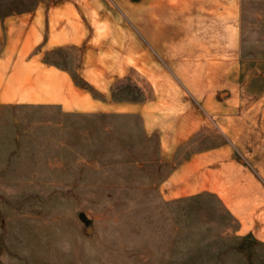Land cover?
<instances>
[{
	"label": "crops",
	"instance_id": "obj_1",
	"mask_svg": "<svg viewBox=\"0 0 264 264\" xmlns=\"http://www.w3.org/2000/svg\"><path fill=\"white\" fill-rule=\"evenodd\" d=\"M125 1L0 15V117L87 116L93 148L103 129L89 155H142L166 201L215 196L264 244V102L245 81L243 1L134 0V21Z\"/></svg>",
	"mask_w": 264,
	"mask_h": 264
},
{
	"label": "rangeland",
	"instance_id": "obj_2",
	"mask_svg": "<svg viewBox=\"0 0 264 264\" xmlns=\"http://www.w3.org/2000/svg\"><path fill=\"white\" fill-rule=\"evenodd\" d=\"M38 1L0 0V15ZM242 1L245 81L263 103L264 0ZM125 2L134 21V0ZM4 116L0 264H264V244L245 240L215 196L166 201L142 155H89L102 151L103 129L93 148L87 116L29 107Z\"/></svg>",
	"mask_w": 264,
	"mask_h": 264
},
{
	"label": "water",
	"instance_id": "obj_3",
	"mask_svg": "<svg viewBox=\"0 0 264 264\" xmlns=\"http://www.w3.org/2000/svg\"><path fill=\"white\" fill-rule=\"evenodd\" d=\"M81 217H82L83 220L85 219L83 215Z\"/></svg>",
	"mask_w": 264,
	"mask_h": 264
}]
</instances>
